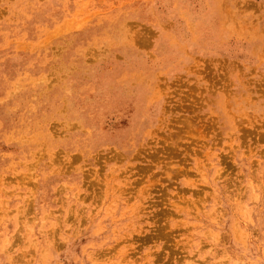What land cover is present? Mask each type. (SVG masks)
<instances>
[{
	"label": "rangeland",
	"instance_id": "obj_1",
	"mask_svg": "<svg viewBox=\"0 0 264 264\" xmlns=\"http://www.w3.org/2000/svg\"><path fill=\"white\" fill-rule=\"evenodd\" d=\"M0 264H264V0H0Z\"/></svg>",
	"mask_w": 264,
	"mask_h": 264
}]
</instances>
